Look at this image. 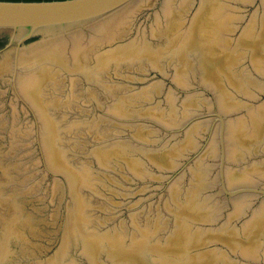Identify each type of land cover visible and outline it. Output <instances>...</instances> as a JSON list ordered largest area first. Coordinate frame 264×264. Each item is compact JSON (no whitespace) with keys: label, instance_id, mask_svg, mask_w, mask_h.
I'll use <instances>...</instances> for the list:
<instances>
[{"label":"water","instance_id":"95a60500","mask_svg":"<svg viewBox=\"0 0 264 264\" xmlns=\"http://www.w3.org/2000/svg\"><path fill=\"white\" fill-rule=\"evenodd\" d=\"M0 264H264V0H0Z\"/></svg>","mask_w":264,"mask_h":264},{"label":"trees","instance_id":"16d2710c","mask_svg":"<svg viewBox=\"0 0 264 264\" xmlns=\"http://www.w3.org/2000/svg\"><path fill=\"white\" fill-rule=\"evenodd\" d=\"M3 1H52V0H3ZM8 43V36L0 37V49Z\"/></svg>","mask_w":264,"mask_h":264}]
</instances>
